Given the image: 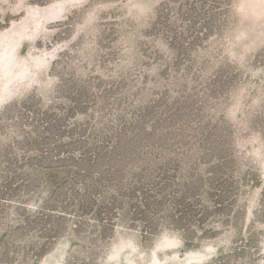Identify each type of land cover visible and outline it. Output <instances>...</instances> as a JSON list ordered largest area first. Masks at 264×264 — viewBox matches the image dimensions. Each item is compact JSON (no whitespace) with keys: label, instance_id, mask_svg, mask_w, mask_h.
<instances>
[{"label":"rangeland","instance_id":"rangeland-1","mask_svg":"<svg viewBox=\"0 0 264 264\" xmlns=\"http://www.w3.org/2000/svg\"><path fill=\"white\" fill-rule=\"evenodd\" d=\"M167 2L0 0V264H264V0L188 51L154 29ZM27 106L122 138L120 178L158 192L81 213L75 168L11 164Z\"/></svg>","mask_w":264,"mask_h":264},{"label":"trees","instance_id":"trees-1","mask_svg":"<svg viewBox=\"0 0 264 264\" xmlns=\"http://www.w3.org/2000/svg\"><path fill=\"white\" fill-rule=\"evenodd\" d=\"M200 1V10H197L199 3H194L184 11L185 4L181 3L174 13L171 5L179 0H168L158 11L154 29L169 36L182 51H188V48L200 43L204 36L221 29L230 6V0ZM185 42L188 47H185ZM25 108V111H19L20 116L14 122L17 135L13 145L14 162L11 164L14 163L19 170L24 163L75 168L74 177L67 182L72 186L70 193L79 195L81 199V213L98 203L97 197H104L105 206L102 203L101 211L113 219L117 210L125 208L126 201L138 200V192H143L141 196L144 203L148 201L149 193L158 192L159 185L144 187L139 179L127 182L120 178L126 172L125 164L121 162L126 153L122 138L103 136L93 127H70L69 116L48 112L42 114L41 110L33 109L32 106ZM17 175L13 182L17 184L12 197L23 202L26 193L31 191L28 188L31 181L22 176L23 172ZM62 207H68L67 203L62 202Z\"/></svg>","mask_w":264,"mask_h":264}]
</instances>
